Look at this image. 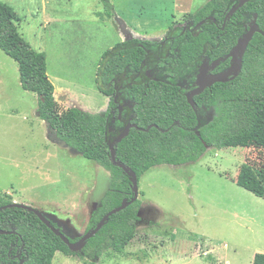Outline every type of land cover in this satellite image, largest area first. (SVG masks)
<instances>
[{
  "label": "rangeland",
  "instance_id": "374dc122",
  "mask_svg": "<svg viewBox=\"0 0 264 264\" xmlns=\"http://www.w3.org/2000/svg\"><path fill=\"white\" fill-rule=\"evenodd\" d=\"M1 1L14 8L19 34L45 53L59 111L92 113L108 106L96 84L105 51L125 37L161 39L207 2L109 0V9L102 0ZM245 161L263 162L264 149L208 147L195 162L150 168L138 181L136 262L128 250L97 260L58 251L53 264H252L264 253V200L235 183ZM110 184L103 166L38 116V96L21 87L18 63L0 49V195L39 209L75 241ZM142 241L154 248L141 249Z\"/></svg>",
  "mask_w": 264,
  "mask_h": 264
},
{
  "label": "trees",
  "instance_id": "16d2710c",
  "mask_svg": "<svg viewBox=\"0 0 264 264\" xmlns=\"http://www.w3.org/2000/svg\"><path fill=\"white\" fill-rule=\"evenodd\" d=\"M102 1L112 7L109 0ZM237 1L207 0L195 12L185 14L184 21L189 19L194 26L210 17L216 22L207 20L196 31L175 38L176 49L164 60L169 65L165 74L150 78L142 67L145 46L153 41L129 38L105 51L96 84L108 98V106L103 112L92 113L78 107L59 111L45 53L19 34L14 8L0 0V49L18 63L21 87L38 96V116L62 142L111 175L110 188L92 212L86 231L124 198H132L130 177L111 163L109 147L128 123L135 127L114 145L116 159L133 170L138 181L154 166L195 162L208 147L264 149V0H248L223 27L227 12ZM253 22L258 31L245 49L238 74L194 95L193 107L179 83L194 80L202 55L219 60L218 70L226 69L230 64L227 55ZM174 26L170 31L179 29ZM206 113L211 115L209 120ZM235 183L264 200V161L243 162ZM12 202L0 195V208ZM140 203L137 199L110 215L81 252L97 260L106 250L124 248L136 234ZM0 230L13 231L0 233V264H53L57 251L78 256L27 209L2 208ZM252 264H264V253H255Z\"/></svg>",
  "mask_w": 264,
  "mask_h": 264
},
{
  "label": "water",
  "instance_id": "95a60500",
  "mask_svg": "<svg viewBox=\"0 0 264 264\" xmlns=\"http://www.w3.org/2000/svg\"><path fill=\"white\" fill-rule=\"evenodd\" d=\"M248 0H238L235 4L232 5V7L230 8V10L227 12L224 22H223V27L225 26L227 20H229V18L233 15V13L239 8L241 7L244 3H246ZM207 20H211V21H215L214 17H210L209 19H204L199 21L195 27L202 25L205 21ZM216 22V21H215ZM258 31V27L257 25L253 22L250 25V28L238 39L236 45L233 47L232 51L227 55L228 57H231V64L228 67L227 71L225 72H221V73H216L213 74L210 79L208 80V78H206V76L204 75L203 71L202 73H200L199 75V79L196 80L195 84L198 86L197 89L193 90L192 92L188 93L187 96V100L188 102L194 107V100L193 97L195 94L200 93L206 86H210L211 84L215 83V82H224L227 81L229 79V77H233L235 75L238 74V72L241 69V64H242V58H243V54L245 52V49L248 45V43L250 42V40L253 37V34ZM219 62V60H215L213 62V65H217ZM208 80V81H207ZM119 109H122V106H119ZM120 118V115H119ZM131 127H135L134 124L132 123H128L126 124V126L124 127V129L119 133V135L117 137H115L113 139L112 142H110L109 147H110V159H111V163L113 165H116L118 167H121L130 177V181H131V189H132V198L130 200H128L127 198H124L121 201V204L118 207L113 208L112 210L108 211L96 224V226L92 229H89L88 231H86L81 237H79L77 240L75 241H71L69 239V237H67L62 230L57 227L54 226L51 221L37 208L31 207L29 205L23 204V203H18V202H12L2 208H6V207H10V206H16V207H21L24 209H27L29 211L34 212L39 218L40 220L45 223L57 236H59L64 243L68 246V248L72 251V252H80L82 251V249L84 248V246L86 245V241L92 237L99 229H101V227L105 224V222L108 220V217L122 209H124L125 207H127L130 203H132L133 201L138 199L139 196V187H138V177L136 175V173L131 170L129 167L125 166L121 161L116 159V149L114 147V145L118 142H120L125 136L128 135L129 130ZM197 131V128H195ZM0 208V210L2 209ZM13 231H6V230H0V233H10ZM22 262V261H21ZM21 262L19 264H21Z\"/></svg>",
  "mask_w": 264,
  "mask_h": 264
},
{
  "label": "flooded vegetation",
  "instance_id": "af4514ba",
  "mask_svg": "<svg viewBox=\"0 0 264 264\" xmlns=\"http://www.w3.org/2000/svg\"><path fill=\"white\" fill-rule=\"evenodd\" d=\"M177 26H174V28H179L178 30L170 31L169 28L166 34L164 35V37L153 41L154 43L152 45L145 46L146 56L144 58V61L142 62V67L145 68L144 72L148 77L151 78V77H156L159 74H165L167 68L169 69V65H167V63L164 60L166 57L171 56L170 54L173 53L172 49L173 50L176 49L174 47L175 38L178 36L185 35L188 31L194 32L198 29V26L195 27L194 23L189 19L185 20L183 24H179ZM213 62L214 60H210L207 56L202 55L201 62L198 67V71L195 75L194 80L192 82H188V80L184 79V82L179 83V85L186 90L185 91L186 95L192 92L193 90L197 89L198 86L195 84V82L197 79L200 78L199 75L200 73H202V71L206 76V78H208V80L213 74L227 71L228 67L231 64V57H230L229 66L223 70H218L217 65H213ZM124 104L126 105L128 103H124ZM205 115H206V120H209L211 118L210 113H206ZM122 122L125 123L126 120L122 119Z\"/></svg>",
  "mask_w": 264,
  "mask_h": 264
},
{
  "label": "crops",
  "instance_id": "0c3cea01",
  "mask_svg": "<svg viewBox=\"0 0 264 264\" xmlns=\"http://www.w3.org/2000/svg\"><path fill=\"white\" fill-rule=\"evenodd\" d=\"M183 1V0H182ZM186 11H187V9H186ZM131 37V36H130ZM129 38V37H128ZM125 39H127V37H125V38H123V40H125ZM53 139V138H52ZM53 142H55L54 140H53ZM149 234L150 233H145V235L146 236H148V239L150 240V236H149ZM152 234V233H151ZM136 235H137V231H136V234H135V236H134V238L124 247V248H122V249H120V250H111L110 249V251L109 250H107V252H105L104 254H103V256L104 257H102L103 259L107 256H110V258H112L114 255L113 254H115V253H120V252H122V251H124V250H128L126 253H124L125 255L124 256H126V257H129V258H131L133 261H137L138 260V253H137V249L136 248H138L139 247V245L136 243ZM160 238V237H159ZM147 239V238H146ZM154 240V239H153ZM144 241V240H143ZM142 241V242H143ZM159 241H163L162 239H159ZM147 244V245H146ZM162 244H160V246H161ZM132 247H134V248H132ZM141 249H147V250H149V248L151 249H153L154 248V245H151V243H142V246L140 247ZM58 252V251H57ZM254 257V256H253ZM102 258L100 259V260H102ZM164 262V261H163ZM227 262V261H226ZM159 263H161V262H159Z\"/></svg>",
  "mask_w": 264,
  "mask_h": 264
}]
</instances>
